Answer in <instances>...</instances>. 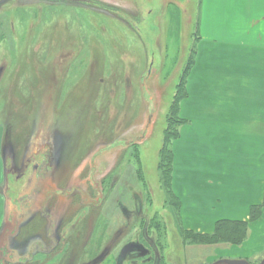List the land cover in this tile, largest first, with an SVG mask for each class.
I'll list each match as a JSON object with an SVG mask.
<instances>
[{
	"label": "rangeland",
	"instance_id": "374dc122",
	"mask_svg": "<svg viewBox=\"0 0 264 264\" xmlns=\"http://www.w3.org/2000/svg\"><path fill=\"white\" fill-rule=\"evenodd\" d=\"M200 1L0 2V199L8 204L14 198L44 155L43 188L65 189L74 181L91 190L96 180L105 196L96 194L97 205L89 214L95 219L93 244L83 232L76 251L56 264L217 260L214 248L184 244L180 236L182 228L201 225L208 230L211 222L192 212L189 185L199 180V169L191 168L215 167L223 137L234 131L251 142L259 125L244 118L233 123L237 117L232 118L231 108L219 115L218 103L231 105L238 93L231 80L217 74V59L208 61V70L202 66ZM193 48V69L178 113L186 123L180 125L168 107ZM239 94L249 99L251 93ZM178 129L180 136L168 142ZM169 146L173 186L182 190L181 211L159 175L161 158L168 168L164 157ZM77 195L61 203L71 204ZM5 206L6 212L0 207V230L8 222ZM212 206L217 211L216 201ZM86 223L89 235L91 224ZM127 244L139 245L141 251ZM91 247L94 260L89 262Z\"/></svg>",
	"mask_w": 264,
	"mask_h": 264
},
{
	"label": "crops",
	"instance_id": "0c3cea01",
	"mask_svg": "<svg viewBox=\"0 0 264 264\" xmlns=\"http://www.w3.org/2000/svg\"><path fill=\"white\" fill-rule=\"evenodd\" d=\"M200 7L202 66L208 70V61L212 57L213 60L217 59V74L231 80L233 93H238L231 105L229 102L218 103L219 115L225 116V112L231 108L232 118L237 117L233 119V123L243 122L241 120L244 118L259 127L252 135L251 142L246 143V137L235 134L234 131L223 137L225 141L216 153L215 167L209 165L202 166L203 169L199 166L191 168L192 171L199 169V180L195 178L189 185L190 197L193 199L192 212L199 219L211 222L208 223V230H204L201 225L182 229L212 234L219 220L247 222L248 234L241 244L216 243L199 246L214 248L213 254L217 260L213 264H261L258 259L261 255L260 258L264 261V0H201ZM214 45L228 50L220 51ZM241 92L251 93L249 99H242L239 94ZM179 118L180 125L186 123L185 119L180 116ZM179 136L180 133L174 139ZM173 157L172 151L171 189L180 202L181 211L182 190L177 185L173 186ZM2 199L1 208L4 205ZM214 201L218 205L217 211L212 206ZM257 205H261L260 216L250 221V209ZM1 221L0 219V223ZM251 244L252 247L249 248ZM231 250L233 254H228Z\"/></svg>",
	"mask_w": 264,
	"mask_h": 264
},
{
	"label": "flooded vegetation",
	"instance_id": "af4514ba",
	"mask_svg": "<svg viewBox=\"0 0 264 264\" xmlns=\"http://www.w3.org/2000/svg\"><path fill=\"white\" fill-rule=\"evenodd\" d=\"M90 4L99 6L95 2ZM149 74L150 71H148ZM47 159V155H44L40 161H36L38 163L37 180L30 194L19 196L21 192L19 191L8 204L4 201V210L6 212L5 205H9V213H5L8 222L0 230V264L60 263L64 260L62 258L67 252L76 251L75 244L83 232L85 239H90V245L93 244V239H96L95 219L89 214H91V209H95L97 205L96 194L99 199L105 197L101 189L102 183L96 180L92 181L91 190L82 189L84 187L81 186V183L74 181L69 183L70 185L65 189L46 186L43 188L41 182L48 166ZM92 169L95 170V167ZM85 188H88V185ZM75 193L78 195L73 198L75 201L70 204ZM68 198L70 200L68 204L61 203ZM56 206L58 207L57 211L55 210ZM32 209L35 210L30 212ZM87 221H90L91 224L89 235L85 233L86 230L84 231L85 228L88 229ZM38 229L40 230L39 234H37ZM139 245L127 244L126 246L128 249L131 247V250L141 251ZM89 249L87 260L92 259L93 261L94 251L92 247ZM83 255H86L85 249Z\"/></svg>",
	"mask_w": 264,
	"mask_h": 264
},
{
	"label": "trees",
	"instance_id": "16d2710c",
	"mask_svg": "<svg viewBox=\"0 0 264 264\" xmlns=\"http://www.w3.org/2000/svg\"><path fill=\"white\" fill-rule=\"evenodd\" d=\"M198 30V29H197ZM195 48H193V53L191 57H187L186 59V66L185 69L182 71L181 77L178 78L177 84L174 87V94L171 98L170 104L168 109L174 112V117L178 116L179 113V104L180 101L186 96V81L189 74L191 67L194 64L195 58ZM181 86V89L179 88ZM180 91V92H179ZM177 121V119L175 120ZM181 120L179 118V121ZM166 130H168V124L166 123ZM179 131L171 134L170 140L171 141L178 135ZM170 145V144H169ZM164 146L161 147L160 152ZM165 159L168 160V168H164V163L162 162L161 158V165L159 167V175L160 179L163 183L164 188L170 193L172 204L177 208L179 211L180 202L175 197L172 189H171V165H172V151L167 148L165 153ZM167 200V198H166ZM165 200V201H166ZM261 213V205L252 206L250 209V221H254L260 216ZM153 221V220H152ZM154 226H161L159 224H155ZM160 229V228H159ZM160 234V233H159ZM248 234V223L242 221H230V220H219L215 224L214 232L212 234H201L192 231L182 230L180 236L184 244L191 243V244H216V243H229V244H241L247 237ZM216 264H229L225 263H216Z\"/></svg>",
	"mask_w": 264,
	"mask_h": 264
},
{
	"label": "water",
	"instance_id": "95a60500",
	"mask_svg": "<svg viewBox=\"0 0 264 264\" xmlns=\"http://www.w3.org/2000/svg\"><path fill=\"white\" fill-rule=\"evenodd\" d=\"M38 163H34L32 165V171L29 177L27 178L25 186L22 188L21 192L19 193V196H25L31 193V191L34 188L35 182L37 180L36 171H37Z\"/></svg>",
	"mask_w": 264,
	"mask_h": 264
}]
</instances>
